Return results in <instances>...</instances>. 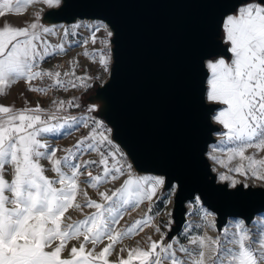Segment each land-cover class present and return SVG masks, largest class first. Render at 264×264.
I'll return each instance as SVG.
<instances>
[{"label":"snow or ice","instance_id":"1","mask_svg":"<svg viewBox=\"0 0 264 264\" xmlns=\"http://www.w3.org/2000/svg\"><path fill=\"white\" fill-rule=\"evenodd\" d=\"M34 3L56 8L61 0H0V18L26 14L27 7ZM40 20L37 12L34 19L23 22L24 26H12L10 22L0 25V96L21 81L29 91L42 95L57 88L90 86L92 77L76 75V60L63 73L42 67L47 58L64 54L66 49L64 43L48 42L45 37L58 33ZM80 27L73 25L71 32L64 28L61 39L75 35ZM89 30L91 35L78 46L86 49L89 41L97 43V32L106 33L99 41L101 50L83 54L94 63L98 57L99 65L108 71L113 32L106 24L93 25ZM217 36L227 47L204 60L209 73L205 99L222 106L214 119L226 129L221 144L231 147H227L226 160L212 159L227 169V173L218 171L219 181L238 190L247 188L245 181L251 178L264 181V157L257 158L264 152V0H235L224 12ZM45 79L51 81L46 87L34 84ZM51 104L48 109L39 104L22 109L0 105V264H264V218L257 223L255 234L239 221L234 232L226 228L215 239L189 236V245L194 247L175 238L165 243L166 234L156 226L159 240L149 236L146 247L138 244L121 248L122 253L127 251V258L120 256L111 261L109 256L117 244L153 226L152 217L146 215L131 225L118 227L125 215L136 211L144 201L151 202L165 180L138 175L113 142V130L103 120L62 115L74 106L72 101L52 100ZM89 111L96 109L91 107ZM79 127L89 131L70 147H53L47 139L65 131L71 135ZM249 149L255 152L246 155ZM57 152L63 155L58 157ZM91 153L97 159L83 158ZM44 160L50 169L41 163ZM234 160L239 162L229 167ZM9 170L11 180L5 178ZM49 170L54 177L45 174ZM121 178L119 187L100 191L102 186ZM81 183L95 190L99 200L91 199ZM194 203L199 204L200 197H195ZM70 209L84 218L73 220L66 215ZM86 209L94 211L86 213ZM170 224L171 221L166 226L170 228ZM105 240L108 243L97 252V246ZM71 241H78V246L69 248ZM177 252L185 258L181 259Z\"/></svg>","mask_w":264,"mask_h":264},{"label":"water","instance_id":"2","mask_svg":"<svg viewBox=\"0 0 264 264\" xmlns=\"http://www.w3.org/2000/svg\"><path fill=\"white\" fill-rule=\"evenodd\" d=\"M45 17L55 24L100 20L113 32V66L96 95L103 120L138 173L164 177L176 187L174 225L179 235L187 204L200 197L222 230L229 219L250 225L264 213V188L231 189L219 183L206 156L220 128V105L205 99L204 60L226 48L219 23L235 0H61Z\"/></svg>","mask_w":264,"mask_h":264},{"label":"rangeland","instance_id":"3","mask_svg":"<svg viewBox=\"0 0 264 264\" xmlns=\"http://www.w3.org/2000/svg\"><path fill=\"white\" fill-rule=\"evenodd\" d=\"M51 8L46 7L44 4L43 5H38L35 8V13L41 12L42 14ZM75 24L81 25L79 29L75 30V35H69L66 40H62V32L64 28H68L69 31L71 32L72 26ZM104 24L102 22H97L90 20L89 22L82 23L79 20L71 23V24H55L47 20L45 22V26L51 27L56 30L58 35H52V36H47L45 37L49 43L51 44H57V43H64L66 53L57 55L55 57H49L46 59L45 62L42 63V67L44 69H49V70H54V65L58 63H63L66 59H71L75 60L79 58L80 52L83 51V48L78 46L80 43H82V40H84L85 36L91 35L90 33V27L93 25H101ZM97 37L99 38H105L106 33H104L102 30L100 32L96 33ZM113 66V55H111V63L109 65L108 71H104L103 68H101L97 73H96V82L92 84L83 94L77 96L75 100V108L74 111L81 110L82 108L85 109H90L91 107H95L96 111L91 112L90 114L103 119V113L106 107V103L104 99L101 97H98L96 95L97 89L104 85L111 74V69ZM15 88L19 87L17 91L20 93L18 96L15 97V101L13 100L10 103H13L15 108L17 109H22L25 106L27 107H35L37 104H39V98L33 94L31 91L28 90L27 85L24 82H18L17 84L13 85ZM11 87L10 89L7 90L6 95L0 96V105L7 106V103L13 99L10 97L11 91L14 89V87ZM24 101V102H23ZM23 102V103H21ZM12 105V104H11ZM78 105V106H77ZM222 106H220L221 108ZM219 108V109H220ZM218 109V110H219ZM218 110L215 112V114L212 117V120L215 125H217L220 128V131L218 133H215L214 138L215 142L212 143L209 148L208 152L206 154L212 171L213 173L217 176V181L219 183L226 184L225 182H221L218 179V171L219 172H225L227 173L226 168H221L219 164L215 163L212 157H217L220 159H227L225 153L227 150V147H231V145H222L221 140H222V134L226 131V129L223 128L222 125H220L218 122L215 121L214 116L217 114ZM84 116H79L76 118H81ZM89 129L84 128V127H79L78 131L73 130L71 135H67L66 131L62 133L60 136H55V135H50L47 137L49 140L50 144L53 147H58V148H67L73 145L76 140L81 138L84 135H87ZM113 138V135H112ZM223 149V151H221ZM255 152L254 149H249L245 154L246 155H252ZM62 152H57V156H62ZM88 157H96L95 153H91L89 155H85L83 158L88 159ZM264 157V152H261L257 158ZM93 159V158H92ZM238 160H234L229 167L234 166L236 163H238ZM41 163L44 165L46 169H50L51 165L46 161H41ZM49 177H54L55 174L51 172L50 170L45 173ZM94 174V173H93ZM138 175H150V176H158L154 174H147V173H137ZM229 175L235 176L237 179L244 180L243 177L237 176L234 173H228ZM162 177V176H159ZM6 179L11 180V174L10 170L8 173H6ZM164 179V177H162ZM85 179V177H81V180ZM123 178H121L120 181L113 182L112 184L104 185L100 188V191H105L107 189H114L115 187H119L120 183H122ZM245 183H247L249 186L248 187H254V188H264V181L256 180L254 178H251L249 180H246ZM81 188L86 190L89 197L94 200H99V197L97 196V193L95 190H93L90 187H87L83 183H81ZM169 190L165 189V185L158 190L156 196L153 197L152 201H144L136 211L131 212L129 215H125L124 218L120 221V224L118 227L122 228L125 227L126 225H131L136 219L144 218L146 215L152 217V227H144V230L139 232L138 235H134L130 239H125L123 243L117 244L115 246V250L113 251L112 255L109 256V259L111 261H116L118 257L123 256V258H127V251H124L123 253L120 251L121 248H133L136 247L138 244L141 247H146L147 246V238L149 236L152 237L153 240H159L160 239V233L155 232V227L158 226L160 227L161 233L166 234V239L165 243L170 242V238H168V233L171 231L172 226L174 225V220H173V208H174V197L176 193V187L171 188V195L169 194ZM82 199L81 197H78V200ZM170 201V202H169ZM151 206V212H148L149 207ZM187 221L186 224L184 225V228L182 232L174 236L173 238L178 239L181 244L187 245L189 247H194L192 245H189L188 237L189 236H194V235H199V236H204L207 235L208 237H211L215 239L217 236H220L223 234L224 229H228L230 232L235 231V224L239 221H243L244 225L247 229L251 230L252 233H257V223L264 218V213L257 215L253 222L250 225H247L246 222L242 219H229L228 223L223 227L222 230H218L217 228V217L215 214H213L211 211H209L204 205L202 204L201 200L199 204L194 203V200L189 202L187 204ZM94 211V209H86V213H90ZM205 213H208L209 215L205 217ZM66 215L72 216L73 220H78V219H83V215H81L79 212H76L74 210H69V212ZM171 221L170 228L167 227L166 225L168 222ZM255 238V236L253 237ZM82 239V238H81ZM172 239V238H171ZM108 243L107 240L104 241L103 244H100L97 246L96 251L99 252L104 245ZM79 244L78 241H71L69 243V248L73 245ZM91 245H88V248H91ZM174 247H177L174 245ZM68 253L65 252L64 256H67ZM177 255L181 257V259H184V255L182 253L177 252ZM134 264H138V262H134Z\"/></svg>","mask_w":264,"mask_h":264},{"label":"built area","instance_id":"4","mask_svg":"<svg viewBox=\"0 0 264 264\" xmlns=\"http://www.w3.org/2000/svg\"><path fill=\"white\" fill-rule=\"evenodd\" d=\"M90 36V35H89ZM89 36H85L84 39L88 38ZM113 38V36H112ZM112 38H111V44H110V49H111V55H113V44H112ZM101 39L104 38H99L97 37V43L96 44H92L90 41L87 45V48H83V51L80 52V56L79 58L75 59L76 61H78V66L76 67V75L77 76H84L87 75L89 77H92L91 80L88 81V84L90 86H92V84H94L97 80H96V73L102 68L99 63H98V57H97V62H92V60L89 57L84 56V52L88 51L89 53H93V52H98L99 50L102 49V45L99 43V41ZM83 42V40H82ZM73 61L70 58L66 59L65 61H63V63H58L54 65V70H59L61 71V73L65 72V71H69L70 70V62ZM59 66V67H58ZM51 81L45 79L43 81H35L34 84L36 86H40V87H46L48 84H50ZM89 86V87H90ZM89 87L87 88H81V87H77V88H71V87H67V88H57V89H53L50 92H48L47 95H42V94H38L35 92H32L33 94H35L38 98H39V105L42 108L48 109L50 107H52V100H63V101H72L74 104V99L83 94ZM75 106L67 108L65 112L62 113V115H70L73 117H79V116H84V117H91L93 115H91L89 109H81L78 111H74ZM97 118V117H96ZM100 120H103L101 118H97ZM104 121V120H103ZM104 123L110 127L105 121ZM111 128V127H110ZM113 139V138H112ZM113 142L118 145L122 151L126 154L128 161L132 163V161L130 160L129 156L127 155L126 151L121 147V145L116 142L113 139ZM97 159L95 157H88V159ZM133 165V163H132ZM133 169L136 171L134 165H133ZM94 174H96V170L94 169L93 171ZM136 173H138L136 171Z\"/></svg>","mask_w":264,"mask_h":264},{"label":"crops","instance_id":"5","mask_svg":"<svg viewBox=\"0 0 264 264\" xmlns=\"http://www.w3.org/2000/svg\"><path fill=\"white\" fill-rule=\"evenodd\" d=\"M61 4H62V1H61ZM38 5H43V3H34L33 5H30L27 7L26 9V14H20V15H16V14H9V15H6L5 17L3 18H0V25H2L4 22H10V24L12 26H24L23 22L25 20H29L30 18L34 19V14H35V8L38 6ZM61 6V5H60ZM59 6V7H60ZM59 7H56V8H51L50 10L52 9H57ZM49 11V10H48ZM44 12L43 14L40 12V15H41V20L40 22L42 24L45 25V22L47 21L45 15L46 13L48 12ZM14 87V86H13ZM19 87H14V89L11 91V94H10V97H12L13 99H11V101H9L7 103V106H13L14 102L13 103H10L12 102L13 100L15 101V97L18 96L20 93L17 91ZM24 102V101H23ZM21 102V103H23ZM12 104V105H11Z\"/></svg>","mask_w":264,"mask_h":264},{"label":"bare ground","instance_id":"6","mask_svg":"<svg viewBox=\"0 0 264 264\" xmlns=\"http://www.w3.org/2000/svg\"><path fill=\"white\" fill-rule=\"evenodd\" d=\"M80 22H82V23H85V22H89L90 20H79ZM93 21H97V22H102V23H104V24H106L105 22H103V21H100V20H93ZM107 25V24H106ZM108 26V25H107ZM108 28H109V30H111V28L108 26ZM112 31V30H111Z\"/></svg>","mask_w":264,"mask_h":264},{"label":"trees","instance_id":"7","mask_svg":"<svg viewBox=\"0 0 264 264\" xmlns=\"http://www.w3.org/2000/svg\"><path fill=\"white\" fill-rule=\"evenodd\" d=\"M74 106H75V100H74ZM82 109H85V108H82Z\"/></svg>","mask_w":264,"mask_h":264}]
</instances>
